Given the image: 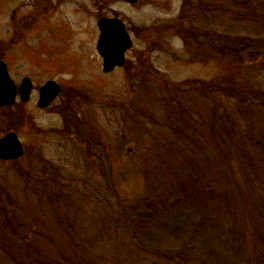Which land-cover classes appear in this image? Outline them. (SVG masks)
<instances>
[{
	"label": "rangeland",
	"instance_id": "obj_1",
	"mask_svg": "<svg viewBox=\"0 0 264 264\" xmlns=\"http://www.w3.org/2000/svg\"><path fill=\"white\" fill-rule=\"evenodd\" d=\"M86 1L79 0L82 8ZM217 2L198 1L202 10L213 12L212 17L203 19L207 27L222 24L217 19L220 12ZM63 3L60 8L63 16L75 24L74 37L66 44L57 43L59 51L53 53L35 54L34 49L39 46L36 39L26 44V54L21 44H17L12 60L13 77L20 84L23 76H34L38 85L43 84L52 74L33 65L35 56L65 58L69 67L66 66L59 80L66 84L67 93L75 91L70 92L74 97L67 96L71 97V104L78 112L72 111L67 102L63 103L66 94L46 111L37 109L38 96H33L26 107L0 111V138L16 132L26 149L24 157L19 160L0 161L3 185L14 183L17 190L24 189L22 185L25 184L16 179V166L24 165L27 169L30 162L40 161L44 168L50 164L54 170L52 174L57 175V184L56 177L49 176L54 180V187L52 184L42 185L45 188L35 183L31 185L30 193L23 196L28 203L26 211L31 213L29 217L24 214L20 218L24 221L20 223L31 227L35 218H39L42 235L46 236L47 230V234L60 245L59 249L50 247L51 253L59 259L60 255L73 257L76 264H118L112 261L114 256L120 260L119 264H168L142 243L150 237L168 242L172 237L186 238L190 233H194L195 239L200 238L205 230L199 236L201 223L193 228L199 227L198 231L190 229L194 216L200 214L199 210L219 213L218 202L222 200L229 215L224 228L234 225L238 238L246 237L245 247L251 250L252 234H256L255 230L260 231V227L257 229L251 222V215L257 208L254 202L259 207L263 203L255 201V189L252 191V184L248 182L249 174H242L238 162L217 150L210 151L213 154L210 160L196 158L190 153V145L179 143L178 137L165 128V125H171L167 124L166 118L173 121V113L167 106V98L162 101L161 98L172 94L171 87L191 80H211L216 74L214 66L194 65L193 56L181 39L185 33L180 36L175 33L177 28L185 27V23H178L183 0H140L134 5L123 0L103 1V8L106 7L103 14L120 18L131 30L133 47L126 54V65L129 61L136 63L141 59L144 64L141 74L150 71L151 75H159L158 79L145 76L137 80L132 68L126 65L112 73H104L103 60L97 52L99 17H93L91 7L89 15L74 18L71 11L76 8L74 5L78 0H64ZM48 39L62 40L63 36L55 34ZM44 47L49 50L51 44ZM258 72H251V83L255 84L257 79L264 83L261 76L254 80ZM187 102L189 105L193 103ZM198 108L204 115L200 102ZM134 109L138 111L136 115ZM72 117L90 125L85 132L91 133L90 140H94L95 157L88 156L87 147L82 143L76 144L59 135V129ZM80 130L82 133V126ZM192 133L198 134L193 130ZM41 165H36L38 173L43 172ZM44 190L47 192L41 197ZM176 191L180 196L175 194ZM159 202L164 203L168 214L155 218ZM40 204L44 207L43 213L39 210ZM146 205H153V210L156 209L150 217L160 220V224L136 234L133 232L135 227L130 231L128 222L138 224L137 219L141 217L137 218V215L148 214L145 213ZM35 208L40 215L35 213ZM178 214L182 215V220H177ZM224 216L226 214L217 218L222 221ZM165 220L170 222L165 223ZM162 244V248L167 247L166 243ZM216 247L213 242L204 245L200 250L202 257L195 254L194 262L204 264L207 258L205 249L213 251ZM256 252L253 254L257 258L261 252ZM214 253L221 254V251L216 249Z\"/></svg>",
	"mask_w": 264,
	"mask_h": 264
},
{
	"label": "trees",
	"instance_id": "obj_2",
	"mask_svg": "<svg viewBox=\"0 0 264 264\" xmlns=\"http://www.w3.org/2000/svg\"><path fill=\"white\" fill-rule=\"evenodd\" d=\"M198 1L183 0L178 23L180 25L185 23V27L177 28L175 33L178 36L185 33L181 39L193 56L194 65L214 66L216 74L211 80H191L180 86L174 85L176 88L171 87L172 94L161 98V101L167 98V106L173 113V121L166 118L167 124L171 125H165V128L171 131L168 133H174L173 135L178 137L179 143L190 145V153L196 158L210 160L213 158L211 152L217 150L218 153L241 165V167L238 165L240 172L249 174L248 182L252 184V191L255 189V201L259 200L258 202L263 203L259 207L254 202L257 208L252 215L250 214L252 225L257 229L260 227V231L255 230L256 234H252L250 247L252 249L246 248V237L238 238L234 225L224 228L226 222H229V215L225 212L224 202L220 200L217 207L218 210L221 209L219 213L212 214L210 211L199 210L200 214L194 216L192 220L194 224L190 229L201 223L199 236L203 229L205 230L200 238L195 239L194 233H190L186 238L172 237L168 242L155 241L150 237L142 245L168 264H196L193 256L197 254L202 257L201 248L211 242L217 245L216 249L220 250L221 254L214 253L216 249L213 251L205 249L207 258L204 264H264V227H262L264 225V83L257 79L259 76L264 78V0H218L216 6L220 10L217 13V19L222 23L220 27L217 25L207 27L203 19H209L210 15L212 17L213 12L202 10ZM128 64L126 66L132 68L136 80L145 76L159 78L158 74L151 75L150 71L141 74L144 66L141 59L136 63L129 61ZM134 67H136L135 72ZM257 70L259 72L254 76V80H257L253 84L249 81V76L251 72ZM166 86L169 87L168 84ZM187 100L193 102L192 105H189ZM198 102L204 110V115L198 108ZM137 112V109H134L133 114L136 115ZM70 121L71 119L65 124L66 131L69 130ZM88 127L89 124L82 126L81 137L69 135L68 132H65L64 137L76 144L81 142L87 147L88 156L93 158L95 154L92 148L94 144L90 140L91 133L89 135L85 132ZM192 130L198 134L192 133ZM200 145H203L201 149H199ZM41 160L45 163L43 159ZM30 164L27 169L24 165L16 166V179L25 184L22 185L25 186L24 189L17 190L14 183L3 185L0 180V264H76L73 257L60 255L59 259L51 253L50 247L56 246L55 249H59L60 245L47 234V230L46 236L42 235L39 218H35L36 221L31 223V227L20 223L24 221L20 220L24 214L29 217L31 213L26 211L28 203L23 198L30 193L28 189L31 185L34 183L38 187L55 185L54 180L49 178L54 173L50 164L45 163V168L40 161ZM36 165H41L40 169L43 172L38 173ZM52 175L56 177L57 184V175ZM179 191L175 194L179 195ZM46 192L47 190L42 191L41 197ZM171 195L174 194H168ZM194 199L197 201L196 197ZM153 205H146L145 213L148 214L137 215V218L142 219H137L138 224L128 222L130 231L135 227L133 232L138 234L140 231H149L155 224H160V220H152L150 217L156 210H153ZM156 206L157 210H161L155 211L158 213V215L154 213L155 218L168 214L163 202H159ZM39 208L43 213L42 204ZM35 213L40 215L37 208ZM224 214L226 216L220 221L217 217ZM177 216V220L183 219L181 214ZM195 217L199 218V221L196 222ZM36 223L38 226L35 225ZM206 226L209 228L207 231ZM198 229L199 227L193 230L198 231ZM162 243H166L167 247L162 248ZM254 251L261 254L256 258ZM112 261L118 264L120 262L117 256H114Z\"/></svg>",
	"mask_w": 264,
	"mask_h": 264
},
{
	"label": "flooded vegetation",
	"instance_id": "obj_3",
	"mask_svg": "<svg viewBox=\"0 0 264 264\" xmlns=\"http://www.w3.org/2000/svg\"><path fill=\"white\" fill-rule=\"evenodd\" d=\"M63 1L64 0H0V62H4L7 65L8 73L12 80L15 82L17 89L21 85L22 81L26 78H29L32 82L31 96L28 102L24 103L20 99V96L17 95L16 103L14 105L0 107V111H12L17 107H26L32 102L33 96H38L36 104L37 109L41 111H46L52 108V106L56 104L59 100L63 99L64 95L66 94V99H64L63 103L67 102L69 104V108L73 109L72 111L78 112L76 110V107H73L71 104V97L67 96L68 94L74 97L70 94V92L72 91L74 93L75 91L70 90V92L67 93V91L65 90L66 84L60 82L61 80H59V77L64 75V70L66 69V66L69 67V63L66 61L65 58L63 59L59 56L54 57L53 55L50 57L46 56L42 58L35 56V62L33 61V65L38 67L41 71L43 70L49 74H52L51 78L47 79V81H45V83L43 84L38 85L37 80L34 76H23L20 84H18L15 78L13 77L14 73L12 67V60L15 57L14 49L16 48L17 44H21L22 51L24 54H26V44H28L31 40L33 41V39H36L38 40L37 43L39 44V46L38 48L34 49L35 54L36 52L43 51H50L53 53L55 51H59L57 43L66 44L68 40H71L72 37H74L75 24L74 22H71L67 18V16H63L62 9H60L64 6ZM103 1L104 0H99L97 3V0H87L86 3L83 4L84 8H82L78 0V3L74 5L76 8H73L71 11V16L74 18H79L80 15L86 16L87 14L89 15V10L93 9V17L95 19L99 17L97 21L98 26V22L101 18H112L108 17V14H103V11L106 10V7L103 8ZM97 7H99V9H97ZM51 32H54L53 35L58 34L63 36V39H48L49 36H53ZM48 43L51 44V48L49 50H46L44 46ZM30 44H32V42ZM52 44L56 45L54 46ZM50 81L57 83L60 86L61 91L49 107L42 109L38 105L40 99V90ZM87 124L88 122H81L77 119V117H72L70 125H68L69 130L66 131V125H64L62 129H59V135L61 132L62 135L60 136L64 138L65 132H68L69 135L74 134L75 136L78 135L80 137V127L86 126ZM91 141L94 144V140ZM80 144L81 142L79 143V145Z\"/></svg>",
	"mask_w": 264,
	"mask_h": 264
},
{
	"label": "water",
	"instance_id": "obj_4",
	"mask_svg": "<svg viewBox=\"0 0 264 264\" xmlns=\"http://www.w3.org/2000/svg\"><path fill=\"white\" fill-rule=\"evenodd\" d=\"M129 4H136L139 0H124ZM100 36L97 50L103 58L105 73L121 68L126 62V53L132 48L133 41L126 29V25L118 18H101L98 22ZM32 82L29 78L22 81L19 88L8 73L7 65L0 62V107L12 106L16 103L17 95L26 103L30 100ZM60 86L50 81L40 90L39 107L45 109L60 94ZM25 149L15 132L7 133L0 138V161H16L24 157Z\"/></svg>",
	"mask_w": 264,
	"mask_h": 264
}]
</instances>
